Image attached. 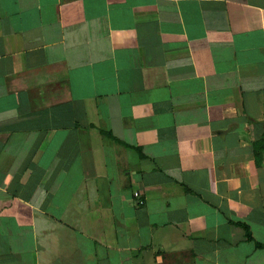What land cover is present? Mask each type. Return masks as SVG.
Wrapping results in <instances>:
<instances>
[{
    "label": "crops",
    "instance_id": "obj_1",
    "mask_svg": "<svg viewBox=\"0 0 264 264\" xmlns=\"http://www.w3.org/2000/svg\"><path fill=\"white\" fill-rule=\"evenodd\" d=\"M0 264H264V0H0Z\"/></svg>",
    "mask_w": 264,
    "mask_h": 264
},
{
    "label": "built area",
    "instance_id": "obj_2",
    "mask_svg": "<svg viewBox=\"0 0 264 264\" xmlns=\"http://www.w3.org/2000/svg\"><path fill=\"white\" fill-rule=\"evenodd\" d=\"M134 198L136 200H138V205L139 206H144L145 205V202L143 200H141V194L139 192L134 194Z\"/></svg>",
    "mask_w": 264,
    "mask_h": 264
},
{
    "label": "trees",
    "instance_id": "obj_3",
    "mask_svg": "<svg viewBox=\"0 0 264 264\" xmlns=\"http://www.w3.org/2000/svg\"><path fill=\"white\" fill-rule=\"evenodd\" d=\"M251 238V237H250Z\"/></svg>",
    "mask_w": 264,
    "mask_h": 264
}]
</instances>
